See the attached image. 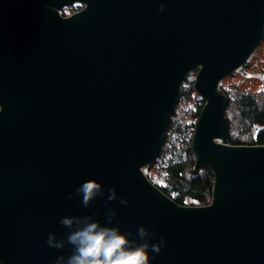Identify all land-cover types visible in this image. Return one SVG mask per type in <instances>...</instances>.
I'll return each mask as SVG.
<instances>
[{"label": "water", "instance_id": "obj_1", "mask_svg": "<svg viewBox=\"0 0 264 264\" xmlns=\"http://www.w3.org/2000/svg\"><path fill=\"white\" fill-rule=\"evenodd\" d=\"M263 33L264 0H0V264L67 258L70 245L46 244L67 235L60 218L103 225L108 208L130 239L141 225L150 243L165 237L150 264H264V143L229 142L222 88L250 75ZM192 70L204 103L191 173L212 172L205 204L177 203L147 175ZM85 179L128 204L105 192L84 207Z\"/></svg>", "mask_w": 264, "mask_h": 264}, {"label": "trees", "instance_id": "obj_2", "mask_svg": "<svg viewBox=\"0 0 264 264\" xmlns=\"http://www.w3.org/2000/svg\"><path fill=\"white\" fill-rule=\"evenodd\" d=\"M261 42H264V33ZM247 67V62L244 64ZM195 71L188 73L181 85L178 103L169 119L165 138L154 161L147 166V175L154 185L180 204H205L210 197L213 181L211 170L206 167L198 173H191L194 156L190 139L195 121L204 99L194 98ZM224 92L238 109L243 130L248 134L247 144L264 143V104L256 100L249 90L237 86ZM233 144L243 143L232 140Z\"/></svg>", "mask_w": 264, "mask_h": 264}, {"label": "clouds", "instance_id": "obj_3", "mask_svg": "<svg viewBox=\"0 0 264 264\" xmlns=\"http://www.w3.org/2000/svg\"><path fill=\"white\" fill-rule=\"evenodd\" d=\"M161 4L159 11H163ZM0 111L3 107L0 106ZM107 192L105 203L119 199L120 204L127 205L128 200L117 196L115 187H105L94 179H85L75 188V194L81 197L80 202L88 207L97 196ZM73 193L68 194L72 199ZM117 216L114 209H107V224L91 216H63L59 223L68 230L63 239H58L55 233L47 235L46 244L55 249L64 248L65 244L71 246V254L65 258L59 256L54 264H150L149 250L158 254L164 246L166 239L161 236L159 242L150 243L155 232L141 225L137 229L139 240L130 239L131 233H124L116 226H109Z\"/></svg>", "mask_w": 264, "mask_h": 264}, {"label": "rangeland", "instance_id": "obj_4", "mask_svg": "<svg viewBox=\"0 0 264 264\" xmlns=\"http://www.w3.org/2000/svg\"><path fill=\"white\" fill-rule=\"evenodd\" d=\"M70 6L63 9V14L71 13ZM246 70L250 72V75L244 76L239 72L234 71L228 74L222 79V88L230 89L237 86L240 90H249L252 94H255L256 100L260 104H264V93L262 92V82L259 74L264 72V42H260L253 54L247 59ZM245 62V63H246ZM244 63V64H245ZM195 91V90H194ZM197 92L194 93V98L197 96ZM226 118L229 122V136L232 140H240L239 144H247L248 134L243 130L242 124L239 119V112L233 102H230L225 110ZM210 201V197L207 202Z\"/></svg>", "mask_w": 264, "mask_h": 264}, {"label": "flooded vegetation", "instance_id": "obj_5", "mask_svg": "<svg viewBox=\"0 0 264 264\" xmlns=\"http://www.w3.org/2000/svg\"><path fill=\"white\" fill-rule=\"evenodd\" d=\"M83 5L81 3H75L73 5L70 6V8L72 9L71 12H74L76 10H79ZM70 14V13H69ZM67 15V14H64Z\"/></svg>", "mask_w": 264, "mask_h": 264}]
</instances>
